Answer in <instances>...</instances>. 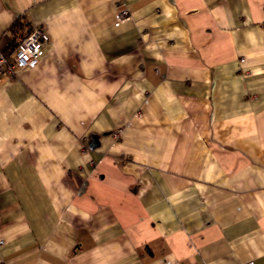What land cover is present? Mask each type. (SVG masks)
Masks as SVG:
<instances>
[{
	"label": "crops",
	"instance_id": "obj_1",
	"mask_svg": "<svg viewBox=\"0 0 264 264\" xmlns=\"http://www.w3.org/2000/svg\"><path fill=\"white\" fill-rule=\"evenodd\" d=\"M18 18L0 264H264V0H0V49Z\"/></svg>",
	"mask_w": 264,
	"mask_h": 264
},
{
	"label": "built area",
	"instance_id": "obj_2",
	"mask_svg": "<svg viewBox=\"0 0 264 264\" xmlns=\"http://www.w3.org/2000/svg\"><path fill=\"white\" fill-rule=\"evenodd\" d=\"M128 14L127 9L117 13V23ZM49 37L38 24L28 26L26 32L20 35L16 45L6 51L0 49V83L4 79L13 78L16 73L25 67L35 66L44 55ZM238 264H255L247 260Z\"/></svg>",
	"mask_w": 264,
	"mask_h": 264
},
{
	"label": "trees",
	"instance_id": "obj_3",
	"mask_svg": "<svg viewBox=\"0 0 264 264\" xmlns=\"http://www.w3.org/2000/svg\"><path fill=\"white\" fill-rule=\"evenodd\" d=\"M28 26L29 25L26 24L21 18L15 20V22L8 29L11 41L7 51H10L16 45L18 37L26 32Z\"/></svg>",
	"mask_w": 264,
	"mask_h": 264
},
{
	"label": "water",
	"instance_id": "obj_4",
	"mask_svg": "<svg viewBox=\"0 0 264 264\" xmlns=\"http://www.w3.org/2000/svg\"><path fill=\"white\" fill-rule=\"evenodd\" d=\"M96 145H97V143H96V138L93 137V138H92V141H91V143H90V147H94V146H96Z\"/></svg>",
	"mask_w": 264,
	"mask_h": 264
}]
</instances>
